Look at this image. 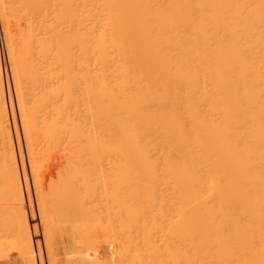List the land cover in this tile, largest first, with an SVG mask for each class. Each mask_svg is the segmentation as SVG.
Masks as SVG:
<instances>
[{
  "label": "bare ground",
  "instance_id": "6f19581e",
  "mask_svg": "<svg viewBox=\"0 0 264 264\" xmlns=\"http://www.w3.org/2000/svg\"><path fill=\"white\" fill-rule=\"evenodd\" d=\"M0 17L32 176H163L177 264H264V0H0ZM10 106L0 64V176H25ZM143 238L133 263L162 264Z\"/></svg>",
  "mask_w": 264,
  "mask_h": 264
},
{
  "label": "rangeland",
  "instance_id": "374dc122",
  "mask_svg": "<svg viewBox=\"0 0 264 264\" xmlns=\"http://www.w3.org/2000/svg\"><path fill=\"white\" fill-rule=\"evenodd\" d=\"M1 22L2 79L7 106L13 105L11 110L8 107V120L12 128L15 116L13 120L18 125L16 132L12 128V134L20 136L18 143L22 147L16 144V136L13 139L16 152L22 148L18 153H23L22 161L17 153L16 156L19 165L24 161L23 167H18L25 169V176H0V264H134L132 255L137 257L136 253L143 252L146 233L154 239L155 259L162 264H177L180 206L179 199L164 188L169 182L165 177L144 179L139 191L132 192L129 176L91 180L84 176H32ZM40 160L45 164L51 157ZM21 181L28 190L17 193L13 188ZM89 183L96 193H87ZM131 214L137 224L127 229ZM26 222L34 224V228L23 232Z\"/></svg>",
  "mask_w": 264,
  "mask_h": 264
}]
</instances>
